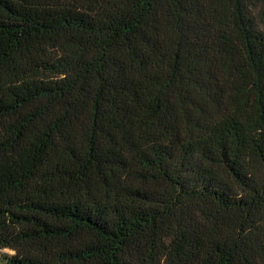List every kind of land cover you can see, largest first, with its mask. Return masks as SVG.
Segmentation results:
<instances>
[{
  "label": "trees",
  "instance_id": "obj_1",
  "mask_svg": "<svg viewBox=\"0 0 264 264\" xmlns=\"http://www.w3.org/2000/svg\"><path fill=\"white\" fill-rule=\"evenodd\" d=\"M5 264H264V0H0Z\"/></svg>",
  "mask_w": 264,
  "mask_h": 264
},
{
  "label": "rangeland",
  "instance_id": "obj_2",
  "mask_svg": "<svg viewBox=\"0 0 264 264\" xmlns=\"http://www.w3.org/2000/svg\"><path fill=\"white\" fill-rule=\"evenodd\" d=\"M13 253V251H11V250H9V249H6V248H4V249H0V264H5V257H4V255H6V254H12Z\"/></svg>",
  "mask_w": 264,
  "mask_h": 264
}]
</instances>
